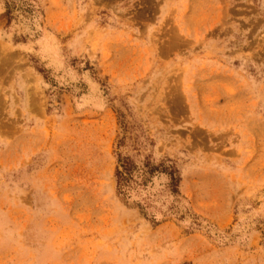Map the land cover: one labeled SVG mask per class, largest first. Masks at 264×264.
<instances>
[{
  "label": "rangeland",
  "instance_id": "rangeland-1",
  "mask_svg": "<svg viewBox=\"0 0 264 264\" xmlns=\"http://www.w3.org/2000/svg\"><path fill=\"white\" fill-rule=\"evenodd\" d=\"M0 264H264V0H0Z\"/></svg>",
  "mask_w": 264,
  "mask_h": 264
},
{
  "label": "trees",
  "instance_id": "trees-1",
  "mask_svg": "<svg viewBox=\"0 0 264 264\" xmlns=\"http://www.w3.org/2000/svg\"><path fill=\"white\" fill-rule=\"evenodd\" d=\"M130 169H129V164H126L123 166V171H118L116 172V178H117V190H119V192L122 189V186L124 185L125 182L128 181L129 177H130ZM169 176L171 181H176L173 177L172 172H169Z\"/></svg>",
  "mask_w": 264,
  "mask_h": 264
}]
</instances>
